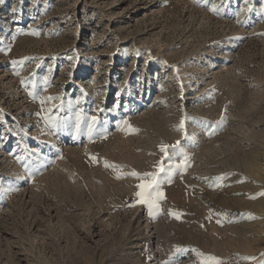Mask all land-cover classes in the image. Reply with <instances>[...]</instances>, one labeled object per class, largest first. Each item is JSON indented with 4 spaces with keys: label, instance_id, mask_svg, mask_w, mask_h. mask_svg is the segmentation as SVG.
I'll return each instance as SVG.
<instances>
[{
    "label": "rangeland",
    "instance_id": "374dc122",
    "mask_svg": "<svg viewBox=\"0 0 264 264\" xmlns=\"http://www.w3.org/2000/svg\"><path fill=\"white\" fill-rule=\"evenodd\" d=\"M0 145V264H261L264 0H0Z\"/></svg>",
    "mask_w": 264,
    "mask_h": 264
},
{
    "label": "snow or ice",
    "instance_id": "6c2138e0",
    "mask_svg": "<svg viewBox=\"0 0 264 264\" xmlns=\"http://www.w3.org/2000/svg\"><path fill=\"white\" fill-rule=\"evenodd\" d=\"M209 10L215 11L216 9L212 8ZM249 11H250V9H249ZM13 63L15 64L16 62L14 61ZM48 99L52 100L55 98L49 97ZM40 103L44 104L45 101L41 100ZM94 119L95 118H93V120ZM186 119H187L186 117L181 118L180 124L178 126V130H180V131L184 130ZM124 123L126 124L127 122L125 121ZM78 127H79V125L77 124V128ZM129 129H130V126H129ZM130 131H134V130L130 129ZM91 132H92V127L90 125L89 126V135L90 136H91ZM177 144H179V142H177ZM160 151L162 153H164V157L161 159V161L157 162L156 170L154 172L144 173L143 175H140L136 172L130 173V175L133 178L141 181V183L136 185V188L138 190L136 191L135 196L138 198L140 203H143L149 209V215L150 216L154 215L156 212L159 211L158 202L161 199H163V193L160 191L162 183H164L166 179L170 180L171 175L174 171V167H183L186 160L188 159V157L185 154L183 156V158L181 159L180 164L173 166V164L171 163L172 157H169L168 153H167V146H161ZM20 159L22 160L23 158H20ZM166 162L168 163L167 167H165ZM108 166L109 165L105 164V167H108ZM116 178L121 179L123 177L118 175ZM13 190L14 189H12L11 187L6 188V189L0 188V192H8V191H13ZM262 194H264V193H262ZM169 215L175 216L177 219H179V217L182 214L178 213V212H172L170 210ZM176 251L180 252L181 249L177 248ZM201 255H203V254H201ZM262 255H264V253H262ZM241 259H243L246 262V264H251V261H253L255 259V257H243ZM165 264H170V262H165ZM200 264H226V262L220 260L219 258L213 257V256H206L201 260ZM261 264H264V261H262Z\"/></svg>",
    "mask_w": 264,
    "mask_h": 264
},
{
    "label": "bare ground",
    "instance_id": "6f19581e",
    "mask_svg": "<svg viewBox=\"0 0 264 264\" xmlns=\"http://www.w3.org/2000/svg\"><path fill=\"white\" fill-rule=\"evenodd\" d=\"M241 12H245L242 8H241ZM210 65H211V67L210 68H208L206 71H207V73H209V75L211 74V72H213L212 74H214V72H216V66H215V62H210ZM195 69V68H194ZM201 67H199V65H198V67H196V72H198V75H201ZM99 83H102V81H100L99 80ZM78 97V96H77ZM35 116V115H34ZM104 124L105 125H107L108 126V121H107V119L104 121ZM36 128V127H35ZM35 133V132H34ZM52 136V135H51ZM40 145V144H39ZM1 146V145H0ZM9 150H11V153H9L8 155V157H9V159L11 158V156L13 155V152H14V150H16V148H11V149H9ZM37 153V152H36ZM15 154V153H14ZM39 158L41 159V161L45 158V156H40L39 155ZM18 191V190H17ZM188 258V257H187Z\"/></svg>",
    "mask_w": 264,
    "mask_h": 264
}]
</instances>
